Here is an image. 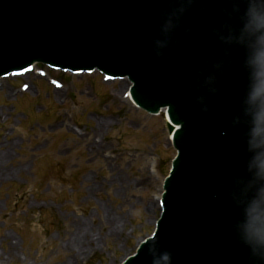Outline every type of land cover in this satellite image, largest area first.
Wrapping results in <instances>:
<instances>
[{
  "label": "rangeland",
  "instance_id": "rangeland-1",
  "mask_svg": "<svg viewBox=\"0 0 264 264\" xmlns=\"http://www.w3.org/2000/svg\"><path fill=\"white\" fill-rule=\"evenodd\" d=\"M38 69L0 82V145L25 162L0 183V264H118L158 216L166 121L125 102V81Z\"/></svg>",
  "mask_w": 264,
  "mask_h": 264
},
{
  "label": "water",
  "instance_id": "water-1",
  "mask_svg": "<svg viewBox=\"0 0 264 264\" xmlns=\"http://www.w3.org/2000/svg\"><path fill=\"white\" fill-rule=\"evenodd\" d=\"M12 1L14 7L11 16H5L3 10H0V25L9 20L8 22L13 28L17 26V29L22 30L26 29V26L22 24L20 18H23L25 14L33 13L36 21L45 22L46 16L49 14L53 12L63 14L65 10L64 16L71 19V22H79L81 19L85 21L86 19L84 25L90 26L97 32L103 29L106 21H111L112 26L109 29L122 36L124 40L133 36L130 31L134 25H137L136 32L143 33L141 32L144 27L142 12L145 10L150 13L151 33L145 30L144 38L139 40L146 52L150 54V59L153 60L152 56L155 53L164 52L165 48L173 51L175 47L177 50H174V53L170 52L169 58L165 57L164 59L161 56L158 58V71L164 75L173 73L178 93L176 95L171 87L159 91L164 99L167 98V101L176 96V100L179 97L185 104V109L180 115L173 112V119L182 124V130L177 133L176 139L189 142L194 135H198L199 129H196L200 123V136H202V130L208 137L221 143V145H216L217 147L223 149V146L228 143L230 148L240 152V159L234 155L233 149L229 150L226 155L216 154L219 161L216 165L217 176L223 169L231 170L226 174L227 182L224 178L221 179L220 185H215V188L218 189L219 205L225 206L223 219L225 228L227 227L232 232L233 226L230 224L229 218L226 222L225 218L229 216L226 213L232 215L235 206H237V210L232 215L234 224L244 222H241L242 206H238L239 203L251 198V195H254L255 201L259 203V212L254 215V219L260 221L261 224L253 232H250L249 238L244 239V243L241 239H235L234 250L228 252V254H232V264H264V223L257 164V157L259 160L260 158L264 160V143L262 142L264 140V118L260 116V112L264 109L259 104L253 107L251 105L243 27L245 22L243 19L237 22L227 13L226 0H126V3L123 0H43V2L45 1L43 6L40 5L41 0ZM36 1L39 4L38 7H35V13L28 12L29 7L33 6ZM28 4H30L29 7ZM223 17L226 19L223 20ZM99 18H101L100 21L97 20ZM145 20L146 18H144ZM250 21L252 20L247 19V23ZM31 23L28 22L29 25ZM263 23L262 19L257 26L264 36ZM60 25L63 24L60 23ZM214 28H219L220 34L212 31ZM253 35L252 33L251 38L254 37ZM228 38H232V41ZM238 38L241 43L237 40ZM133 39H136V35ZM249 40L247 41L248 46L253 48L252 44L255 39ZM7 42L17 47L21 41L19 38L0 41L1 52L4 51L3 44ZM23 43H25L24 40ZM178 65L180 66L177 67ZM191 72L195 75L192 78ZM220 76L225 77L226 83L219 87L223 88L222 92L225 97L229 98V101L224 99L216 104L212 102L214 98L212 90L217 87ZM191 79H194V82H191ZM157 84L158 82L150 81L153 89L158 90ZM157 94L160 93L150 90L147 97V90H144L139 97L144 103L150 97L155 99ZM178 95H181L183 99ZM241 101L244 103L242 104ZM184 156L180 154V159L175 163L171 180L165 186L168 190L166 198H169L170 195L173 200L179 203L175 207L177 212L185 213L186 222L197 228V234L192 237L200 239L199 226L196 221L198 216L191 215L189 211L191 194L184 188L188 186V182L183 178L181 183L183 187L180 188L178 185L177 177L181 171L182 163L185 161ZM234 161H239V168L236 170L232 165ZM174 185L179 188V197L174 195L178 193L177 189L173 193L171 192ZM192 197L197 204L203 198L201 192H196ZM172 226L171 223L168 224L156 234L154 240L141 246L136 258H131L126 264H153L150 250L156 252L158 260L166 261L165 257H167L169 264L173 261L172 264H183L176 263V261L180 254L187 255V251L181 248H170L164 239L165 236H169L167 239L169 245L173 241Z\"/></svg>",
  "mask_w": 264,
  "mask_h": 264
},
{
  "label": "bare ground",
  "instance_id": "bare-ground-1",
  "mask_svg": "<svg viewBox=\"0 0 264 264\" xmlns=\"http://www.w3.org/2000/svg\"><path fill=\"white\" fill-rule=\"evenodd\" d=\"M24 76H26V75H24ZM29 88L27 90H29ZM126 101L129 102L128 97L126 98ZM101 127L102 128L105 127V124L103 126L95 128V131L100 130ZM167 135H169V134H167ZM13 148L14 147H13L12 143L0 145V183H3L5 180H9L14 175H18L20 173H23V171L25 169V166H24L25 162L16 160L15 157L11 155V151ZM88 148L90 149V155L94 154V152H96L98 150V147L95 145H92V144L88 145ZM151 207H152V205H150V208ZM13 250H14V248L12 249V253H13ZM66 250H68L71 254L73 253L70 241H68V243H67V249Z\"/></svg>",
  "mask_w": 264,
  "mask_h": 264
},
{
  "label": "clouds",
  "instance_id": "clouds-1",
  "mask_svg": "<svg viewBox=\"0 0 264 264\" xmlns=\"http://www.w3.org/2000/svg\"><path fill=\"white\" fill-rule=\"evenodd\" d=\"M165 259H167V257H165Z\"/></svg>",
  "mask_w": 264,
  "mask_h": 264
}]
</instances>
